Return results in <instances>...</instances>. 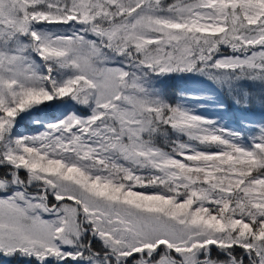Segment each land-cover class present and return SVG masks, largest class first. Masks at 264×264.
I'll return each instance as SVG.
<instances>
[{"label":"snow or ice","instance_id":"obj_1","mask_svg":"<svg viewBox=\"0 0 264 264\" xmlns=\"http://www.w3.org/2000/svg\"><path fill=\"white\" fill-rule=\"evenodd\" d=\"M174 73L264 104V0H0V264H264V121Z\"/></svg>","mask_w":264,"mask_h":264},{"label":"rangeland","instance_id":"obj_2","mask_svg":"<svg viewBox=\"0 0 264 264\" xmlns=\"http://www.w3.org/2000/svg\"><path fill=\"white\" fill-rule=\"evenodd\" d=\"M165 82L177 86V92L179 97L176 101L181 100L184 94H192L194 96H200V99H185L184 102L195 108L196 111L206 113L210 116H216L224 126L229 128H238L240 125L237 121H241V118L245 115L240 113H230L228 110L218 111L211 103L215 100L216 103L221 101L217 98L215 91V85L208 81L204 76L192 74V73H174L171 76L163 77L158 81V86L161 87ZM255 115V114H254ZM249 119H255L256 117L247 116ZM237 120V121H235ZM259 122V121H257Z\"/></svg>","mask_w":264,"mask_h":264},{"label":"trees","instance_id":"obj_3","mask_svg":"<svg viewBox=\"0 0 264 264\" xmlns=\"http://www.w3.org/2000/svg\"><path fill=\"white\" fill-rule=\"evenodd\" d=\"M243 86L249 88V90L251 91H254L257 97L264 95V93L261 92L260 87L254 86L251 81L243 82ZM161 88L167 94L169 99H171L173 102H176V100L179 97V94L176 90L177 86L165 82V84H163ZM214 89L217 93V98L225 105V109L230 111V113H234V116L236 115V113H240L241 115L256 117L257 118L256 121L259 122L264 121V104L260 103L258 99H254L253 103L249 105L248 109L244 110L241 107L234 104L232 98L227 94L226 91L218 90L217 87H215ZM237 123L238 124H235L236 126L240 125V121H237Z\"/></svg>","mask_w":264,"mask_h":264}]
</instances>
